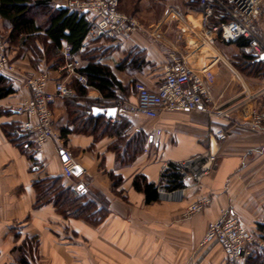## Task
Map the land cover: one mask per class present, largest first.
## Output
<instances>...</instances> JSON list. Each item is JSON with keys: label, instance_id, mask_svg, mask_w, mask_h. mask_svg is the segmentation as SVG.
Returning a JSON list of instances; mask_svg holds the SVG:
<instances>
[{"label": "crops", "instance_id": "crops-1", "mask_svg": "<svg viewBox=\"0 0 264 264\" xmlns=\"http://www.w3.org/2000/svg\"><path fill=\"white\" fill-rule=\"evenodd\" d=\"M51 1L57 9L62 4L61 0ZM163 2L166 11L172 8L178 12L179 19L165 14L153 23L163 32L161 40L145 35L142 29L120 41L101 37L90 40L87 35L77 50L81 68L94 59L111 69L121 84L120 93L130 102L135 101V82L150 89L162 83L168 53L183 50L175 43L178 30L181 38L187 37L182 32L183 22L199 27L197 14L188 9L192 0ZM121 4L122 0L119 10L126 14ZM261 28L264 31V23ZM0 30L9 32L3 22ZM17 45L8 44L19 75L12 79L15 92L0 99V264H224L217 242H200L207 223L226 207L258 240L251 246L249 257L264 252V133L240 124L233 116L232 122L225 123L227 137L220 144L209 174L199 184L184 186L181 199L158 198L148 203L144 194L134 189V177L143 176L156 186L162 163L183 161L213 150L217 141L211 135L207 115L200 111L161 112L156 119H148L116 109L113 118L92 113L104 118L106 132L93 129L90 120H79L75 131L68 132L74 128L66 105L71 99L78 107H116L98 90L59 69L60 50L68 45L64 40L57 63L46 55L38 38L32 49ZM132 49L143 51L147 64L139 70H118L117 64ZM37 73L48 76V91L53 90L55 82L65 81L74 95L51 104L58 139L45 142L35 152L32 139L19 142L9 132L27 119L14 112L20 99L30 95L23 76ZM245 80L235 69H215V82L209 92L212 102L231 98L239 89L236 84L242 88ZM255 80L258 87L264 84V77ZM79 87L83 93L78 92ZM261 97L254 100V107L264 104ZM120 125L123 131L117 136L111 128ZM62 132H67L65 137ZM58 146L71 153L83 172L71 178L62 175ZM124 148L137 156L120 164L116 151L122 153ZM47 179H58L59 189L68 190L70 196L44 195L38 202L34 184ZM73 188L79 193L75 194ZM200 196H210L211 204L202 213L184 216L186 207ZM247 260L245 264H252Z\"/></svg>", "mask_w": 264, "mask_h": 264}, {"label": "built area", "instance_id": "built-area-1", "mask_svg": "<svg viewBox=\"0 0 264 264\" xmlns=\"http://www.w3.org/2000/svg\"><path fill=\"white\" fill-rule=\"evenodd\" d=\"M119 2L61 0V5L87 14L91 22L90 40L101 37L120 41L130 38L140 27L134 17L119 10ZM192 4L188 9L197 14L199 27L196 29L183 22L185 26L182 32L187 35L182 36L183 50L181 53H168V60L162 67V83L150 89L141 82H135L134 102L128 101L119 89H113L114 106L128 113L156 119L161 112L200 111L210 121V132L217 145L213 150L183 161L162 163L155 186L160 200L181 199L184 186L188 183L199 184L209 174L220 151V144L227 137L225 123L232 122L233 116L238 118L240 124L264 133V110L252 105L255 99L264 95V84L252 92L243 86L240 92L219 103H213L209 94L215 82V69L224 62L217 49L219 45H236L239 40H244L245 44L238 46L239 50L251 55L253 62L264 64V59L257 60L264 55V31L261 28V23H264V0H192ZM166 16L179 19L178 12L172 8L167 10ZM157 28L151 32V37L161 40ZM60 54L62 63L59 69L74 75L78 82L87 84L86 77L78 72L81 68L78 51L63 45ZM10 55L0 30V75L12 83L13 77L19 75ZM23 79L30 95L20 99L14 112L27 119L13 126L10 134L19 142L32 139L33 150L38 152L45 142L58 139L54 132L51 104L56 99L72 97L74 91L65 81L55 82L53 90L48 91L49 79L45 73L27 74ZM57 151L61 156V172L65 178L74 176L73 168H77L78 173L83 172L68 150L58 146ZM178 184L180 186H176ZM73 192L79 193L76 188H73ZM210 204V196H200L186 207L184 216L202 213ZM212 241L220 245L224 264H245L251 255V246L258 243L255 235L233 214L230 207L220 208L217 217L207 223L200 244Z\"/></svg>", "mask_w": 264, "mask_h": 264}, {"label": "trees", "instance_id": "trees-1", "mask_svg": "<svg viewBox=\"0 0 264 264\" xmlns=\"http://www.w3.org/2000/svg\"><path fill=\"white\" fill-rule=\"evenodd\" d=\"M0 16L4 27L9 29L7 34L2 32L7 45L16 43L20 49L24 47L32 49L34 39L38 38L43 43L46 55L49 58L56 59L55 63L58 60L60 61L58 50L61 47V40H64L72 51H77L82 46L91 26L86 13H80L67 8L57 9L51 0H0ZM40 32L43 33V36ZM46 39H49L50 42L46 43ZM244 44V40H239L236 46ZM146 64L143 51L132 49L117 64L116 68L118 70H139ZM236 66L245 67V69H240L241 72L251 71L252 74H255L253 73L254 71H261V75H264V64L253 62V58L249 54H243L239 57ZM78 72L86 77L88 86L98 90L105 100H111L110 105H114L112 102L115 96L113 89H121V84L115 79L111 69L96 62L94 59H89L88 63L80 68ZM250 76L256 78V76ZM14 92L15 89L12 83L6 77L0 75V99ZM78 92L83 93L84 89L79 87ZM74 103L75 100L71 99L66 104L72 118L71 125L74 126L68 132L75 131V126L77 122L79 123V120L82 123H86L85 120H90L89 122L93 129L100 128L104 132L107 131V124L104 118L92 115V106L85 105L78 107ZM120 127L121 125L113 127L111 130H114L117 136H121L123 126ZM65 133L67 132H62L64 137ZM9 135H11L10 132ZM120 145L121 141L115 146L119 148ZM116 154L120 164L131 162L137 156L136 152L125 151V148L122 153L118 150ZM57 183L58 179L37 181L34 186L38 194V202L41 201V198H44V195L70 196V192L68 190H60L59 188L62 187ZM132 184L135 190L144 194L146 202L149 203L158 199L155 185L147 183L143 176L134 177ZM250 261H252V264H264V252L262 251L254 257H249L247 262L249 263ZM22 264H26V262Z\"/></svg>", "mask_w": 264, "mask_h": 264}, {"label": "rangeland", "instance_id": "rangeland-1", "mask_svg": "<svg viewBox=\"0 0 264 264\" xmlns=\"http://www.w3.org/2000/svg\"><path fill=\"white\" fill-rule=\"evenodd\" d=\"M166 9L167 8L164 6L163 0H159L157 5L154 3L151 4L150 2H147L146 0H122V4H121V10L125 11L127 15L134 17L136 19V21L138 22L139 27H140V29H138V30L142 29L143 33L145 35H148V36H151V32L156 30L157 26L153 25V23L156 24L158 19H161L166 14V12H167ZM157 30H158L160 36L164 37L163 32L160 29V27H158ZM178 33H179L178 34L179 36H178V39L175 43L178 46H180L181 49H183V44L181 43V41H182L181 30H178ZM217 49H218L220 55L223 57V60H224V62H221L219 64L218 69H235V71L238 72L240 76H242L244 79H246L245 80V84H246L245 87H246L247 91H249V92L255 91L257 89L258 85H255L253 81H256L255 79H260V78L264 77V75H261V71H257V72L254 71L253 73H255V74H252L251 71L241 72L240 69H245V67L236 66V63L238 62V58L241 57L245 53L240 51V50H237L236 47L232 46V45H222V46L219 45L217 47ZM256 73H258V74H256ZM249 74L256 76V78H254V77L252 78ZM236 85L239 88V89H235L236 92L238 93L241 91L242 88L238 84H236ZM261 98H264V95ZM257 108L264 110V104L260 105ZM246 228H247V226H246Z\"/></svg>", "mask_w": 264, "mask_h": 264}, {"label": "water", "instance_id": "water-1", "mask_svg": "<svg viewBox=\"0 0 264 264\" xmlns=\"http://www.w3.org/2000/svg\"><path fill=\"white\" fill-rule=\"evenodd\" d=\"M59 9H64L65 7L63 5H59ZM264 59V55H261L257 60H262ZM116 108H97L93 107L92 108V113L94 115H104L106 118H113L115 115ZM73 174L76 175L78 174L77 168H73Z\"/></svg>", "mask_w": 264, "mask_h": 264}]
</instances>
